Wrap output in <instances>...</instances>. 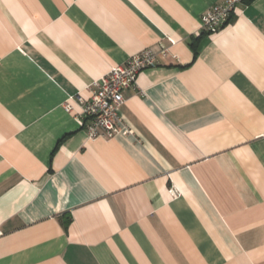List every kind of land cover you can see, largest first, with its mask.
Returning <instances> with one entry per match:
<instances>
[{
	"label": "crops",
	"instance_id": "crops-1",
	"mask_svg": "<svg viewBox=\"0 0 264 264\" xmlns=\"http://www.w3.org/2000/svg\"><path fill=\"white\" fill-rule=\"evenodd\" d=\"M219 1L0 0V264H264V0ZM146 48L87 139L63 103Z\"/></svg>",
	"mask_w": 264,
	"mask_h": 264
},
{
	"label": "built area",
	"instance_id": "built-area-1",
	"mask_svg": "<svg viewBox=\"0 0 264 264\" xmlns=\"http://www.w3.org/2000/svg\"><path fill=\"white\" fill-rule=\"evenodd\" d=\"M242 1L220 0L211 5L201 15V30L210 32L224 26L230 20L234 7ZM168 57L167 48L143 49L87 85L88 97L82 96L79 92L69 96L63 103V108L70 112L72 110L71 102L79 105V117L87 139H108L118 133L133 135L132 129L118 112L124 101V91L136 87V77L141 70L155 67L165 62Z\"/></svg>",
	"mask_w": 264,
	"mask_h": 264
}]
</instances>
